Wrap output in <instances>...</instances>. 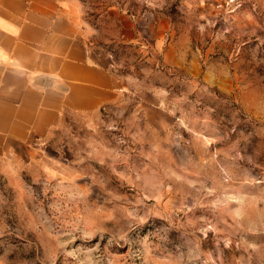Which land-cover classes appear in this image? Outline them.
Segmentation results:
<instances>
[{
    "label": "rangeland",
    "instance_id": "374dc122",
    "mask_svg": "<svg viewBox=\"0 0 264 264\" xmlns=\"http://www.w3.org/2000/svg\"><path fill=\"white\" fill-rule=\"evenodd\" d=\"M64 1L126 89L0 143V264L264 261V0Z\"/></svg>",
    "mask_w": 264,
    "mask_h": 264
},
{
    "label": "crops",
    "instance_id": "0c3cea01",
    "mask_svg": "<svg viewBox=\"0 0 264 264\" xmlns=\"http://www.w3.org/2000/svg\"><path fill=\"white\" fill-rule=\"evenodd\" d=\"M88 50L77 5L0 0V143L29 142L126 89Z\"/></svg>",
    "mask_w": 264,
    "mask_h": 264
},
{
    "label": "trees",
    "instance_id": "16d2710c",
    "mask_svg": "<svg viewBox=\"0 0 264 264\" xmlns=\"http://www.w3.org/2000/svg\"><path fill=\"white\" fill-rule=\"evenodd\" d=\"M132 46H133V45H129V46H128V45H124V44H123V45H120V47H122V48H123V47H132Z\"/></svg>",
    "mask_w": 264,
    "mask_h": 264
},
{
    "label": "built area",
    "instance_id": "2783aa9c",
    "mask_svg": "<svg viewBox=\"0 0 264 264\" xmlns=\"http://www.w3.org/2000/svg\"><path fill=\"white\" fill-rule=\"evenodd\" d=\"M260 264H264V261L260 262Z\"/></svg>",
    "mask_w": 264,
    "mask_h": 264
}]
</instances>
